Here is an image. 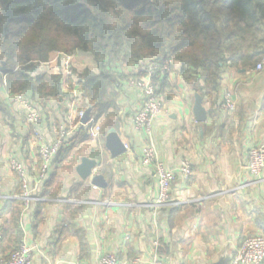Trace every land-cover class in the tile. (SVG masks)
Masks as SVG:
<instances>
[{
  "label": "crops",
  "instance_id": "obj_1",
  "mask_svg": "<svg viewBox=\"0 0 264 264\" xmlns=\"http://www.w3.org/2000/svg\"><path fill=\"white\" fill-rule=\"evenodd\" d=\"M75 55L77 73L97 71L90 53ZM258 61L227 63L217 84L183 75L174 61L160 83L167 111L154 120L150 135L133 126L141 98L129 78L110 89L112 104L98 115L99 108L84 99L80 81L69 75L61 82L63 99L36 97L46 141L55 140L63 127L68 131L42 184L37 183L38 144L25 109L0 71V258L24 241L34 247L32 264H95L104 254L116 255L119 264H209L225 253L232 258L248 235L264 234V171L256 176L248 170L250 149L264 145V68L256 70ZM115 69L128 76L146 74L135 64L119 63ZM227 91L236 101L233 111L223 107ZM197 93L207 111L201 122L194 115ZM72 96L77 107L85 108V102L92 108L87 124L67 117ZM111 130L128 145L117 156L107 147ZM149 143L169 169L191 163L193 175L186 179L178 172L172 186V197L181 204L151 205L159 189L154 167L142 163ZM13 158L24 164L33 188L28 207L10 166ZM85 159L95 162L87 178L79 172ZM95 175L102 176L103 187L92 182Z\"/></svg>",
  "mask_w": 264,
  "mask_h": 264
},
{
  "label": "trees",
  "instance_id": "obj_2",
  "mask_svg": "<svg viewBox=\"0 0 264 264\" xmlns=\"http://www.w3.org/2000/svg\"><path fill=\"white\" fill-rule=\"evenodd\" d=\"M263 48L264 0H0V63L12 92L63 99L60 76L32 73L53 51L88 52L98 67L80 84L98 115L112 87L143 75L121 74L119 63L172 59L183 75L217 84L224 65L259 60Z\"/></svg>",
  "mask_w": 264,
  "mask_h": 264
},
{
  "label": "built area",
  "instance_id": "obj_3",
  "mask_svg": "<svg viewBox=\"0 0 264 264\" xmlns=\"http://www.w3.org/2000/svg\"><path fill=\"white\" fill-rule=\"evenodd\" d=\"M76 52L65 53L62 51H53L50 54L49 60L41 63L36 71L32 74L43 75L45 73L58 75L61 77V82L66 83L69 75L76 77L80 81V74L77 73L74 67L73 59ZM174 61L168 59L166 63H161L155 57L144 59L142 62L145 67L146 74L142 77L129 78L128 84L136 88L141 95V107L133 117V126L136 130L144 131L150 135L154 120L166 112L162 95L160 93V83L162 82V73L170 69ZM264 68V48L261 57L256 65V70L260 71ZM161 69L162 73L158 81L154 80L157 70ZM15 101L20 103L25 109V122L30 126L31 133L38 144L39 163L37 173V183L42 184L48 179L53 166L54 157L63 149L68 139V131L66 127L59 130L58 136L52 142L45 139L41 132V123L43 114L38 109L35 101L30 97L28 92L20 91L13 93ZM70 107L67 111L69 119L76 118L80 124L81 119L85 115V108L77 107V98L72 96ZM223 107L226 110L233 111L236 108V101L233 94L227 91L224 95ZM100 130V127H97ZM128 148V145H126ZM142 163L146 166H153L156 178L158 180V196L152 202L155 209H161L165 206L179 205L181 201H177L172 197V186L176 179L177 173H181L184 178L189 179L193 175L191 163L184 160L181 166L176 169H169L165 163L159 159L157 149L153 143L147 144L143 148ZM10 166L13 172L21 181V200L28 207L30 202L35 199L33 188L30 187L27 171L24 164L18 159H11ZM248 170L251 174L259 176L264 171V145L254 146L249 151ZM159 244L157 240L154 241ZM34 257V247L27 242H22L17 249L6 256L0 258V264H32ZM118 257L114 254L102 255L95 264H119ZM154 264H163L157 260ZM229 264H264V234L248 235L245 237L236 249L235 254L230 259Z\"/></svg>",
  "mask_w": 264,
  "mask_h": 264
},
{
  "label": "water",
  "instance_id": "obj_4",
  "mask_svg": "<svg viewBox=\"0 0 264 264\" xmlns=\"http://www.w3.org/2000/svg\"><path fill=\"white\" fill-rule=\"evenodd\" d=\"M7 70L6 62L4 61L3 64L0 66V71L5 72ZM91 107H87L85 111V115L81 119V123L87 124L90 121L91 117ZM194 115L196 117L197 121H205L207 119V111L205 107L203 106V99L200 94H195V104H194ZM107 147L111 150V153L113 156H117L121 153H123L126 150V147L121 140V138L117 135V133L113 130H111L107 135ZM95 167V162L88 161V159L84 160V162L79 167V172L83 178L90 177L93 168ZM102 179V181H101ZM92 182L97 186H104L103 178L100 175H95L92 179ZM231 259V256L228 253H225L220 257V259L217 262L209 263V264H229Z\"/></svg>",
  "mask_w": 264,
  "mask_h": 264
},
{
  "label": "rangeland",
  "instance_id": "obj_5",
  "mask_svg": "<svg viewBox=\"0 0 264 264\" xmlns=\"http://www.w3.org/2000/svg\"><path fill=\"white\" fill-rule=\"evenodd\" d=\"M140 95V94H139ZM140 98H141V95H140Z\"/></svg>",
  "mask_w": 264,
  "mask_h": 264
}]
</instances>
